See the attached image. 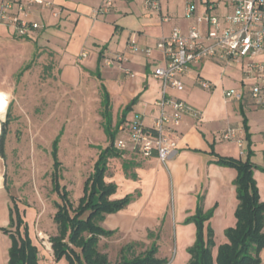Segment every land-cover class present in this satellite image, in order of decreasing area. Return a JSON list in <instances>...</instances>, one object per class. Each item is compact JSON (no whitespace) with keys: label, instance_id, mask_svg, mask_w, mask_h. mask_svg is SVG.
I'll use <instances>...</instances> for the list:
<instances>
[{"label":"crops","instance_id":"crops-1","mask_svg":"<svg viewBox=\"0 0 264 264\" xmlns=\"http://www.w3.org/2000/svg\"><path fill=\"white\" fill-rule=\"evenodd\" d=\"M46 1L51 2V6L31 5L29 18L40 27L31 29L23 39L14 41V36H20L12 25L0 26V65H7L12 59L8 54L11 47L15 45L21 51L17 56L20 65L15 71L0 68V104H3L0 135L2 123L9 122L10 100L17 85L15 78L31 66L29 52L23 49L29 48L31 40L37 38L50 52L55 62L53 73L59 76L65 89H76L81 80L97 76L99 72L100 89L101 84L106 87L110 103L119 102L118 114L134 101L131 110L141 109L143 112L135 115L142 114L145 124L152 125L158 115L155 101L161 97L162 87L161 81L154 76V69L163 64L164 58L157 49L148 57L144 48H155L174 28L183 33L188 31L192 21L185 20V0H160L158 10L149 9L146 0H111L112 6L107 11L98 10L107 0ZM132 41L138 47L135 51L129 47ZM120 54L124 59L117 61L116 56ZM26 59L29 61L25 63ZM107 59L115 60L108 65ZM230 63L205 59L182 76L183 91L169 90V96L185 100L201 116L185 114L175 127L178 149L167 167L155 153L131 149H118L119 156L109 159L105 179L117 185L112 198L134 197L124 209L108 214L102 222L106 229L113 231L112 236L101 239L105 243L102 250L109 258L112 246L120 251L121 246L137 243L138 252L145 251L153 243L160 247L158 240L164 234L174 237L177 250L187 251L195 242L197 228L195 223L185 220L195 213L198 204L204 211L213 209L212 217L205 224V233L209 225L215 237L222 234L223 241L225 229L236 223L238 199L234 180L237 170L216 163L219 156L249 158L256 165L254 178L264 200V108L254 105L248 96L242 101L224 97L225 89L243 84L249 87L254 82L253 79L244 80L242 64L239 75L230 72ZM200 78L210 81L212 87H201ZM113 92H116L115 97ZM241 111L247 118V128ZM3 114L4 119L1 118ZM127 121H130L128 113L117 120V131L122 133L119 139L127 138L121 130V125ZM229 130L233 134L230 139L224 136ZM108 144L107 140L103 148ZM6 178L5 145V156L0 153V227L9 228L14 205H18L27 222L28 209L21 208V202L13 199ZM11 244L10 234L0 229V264H9Z\"/></svg>","mask_w":264,"mask_h":264},{"label":"rangeland","instance_id":"rangeland-1","mask_svg":"<svg viewBox=\"0 0 264 264\" xmlns=\"http://www.w3.org/2000/svg\"><path fill=\"white\" fill-rule=\"evenodd\" d=\"M203 1H195L197 15L205 9ZM186 5L187 0L185 10ZM226 10L225 1L220 0L218 8L213 12L222 14ZM185 20L188 18L185 17ZM21 39L23 38L14 36V41ZM37 39L31 40L29 48L23 49V52H29L31 66L16 76V91L10 100L12 106L7 123L6 184L12 188L13 199L21 202V208L28 209L30 235L38 247L39 263L68 264L65 258L56 261L51 256L50 236L57 230L53 217L58 209L57 203L63 202L55 185L58 183L61 193L68 192V198L74 206L79 203L85 182L95 169L100 148L107 143V119H112L115 126L127 105L118 114L119 102L111 101L110 115H106L102 105L100 80L96 75L81 80L76 89H65L59 82V76L53 73L55 62L50 52ZM19 48L15 45L11 47L8 54L12 59L7 65L2 63L0 68L16 70L20 65L17 60L21 52ZM28 61L26 59L25 63ZM228 66L230 72L240 74L241 61H232ZM113 94L115 97L116 92ZM142 112L135 107L128 112V119L132 120L135 113ZM1 118L4 119V114ZM121 134L117 131L116 141ZM57 138L56 153L60 163L54 158V141ZM258 188L261 200L264 201L260 186ZM152 238L157 240L158 236ZM221 239L222 234H217L215 252L220 242L227 241L225 235L223 241ZM173 240V236H160L158 243L161 246H157V256L167 259L168 264H188V249L177 250ZM104 247L105 243L101 242V250ZM262 252L261 256L264 258V251ZM119 254L120 251H115L112 246L110 260L114 261Z\"/></svg>","mask_w":264,"mask_h":264},{"label":"trees","instance_id":"trees-1","mask_svg":"<svg viewBox=\"0 0 264 264\" xmlns=\"http://www.w3.org/2000/svg\"><path fill=\"white\" fill-rule=\"evenodd\" d=\"M99 60L101 61L102 57ZM97 76L100 77L99 72ZM101 91L105 114L110 115V95L103 84ZM133 103L134 101L127 105L122 117L131 110ZM241 113L247 128V118L244 111ZM107 120L105 131L109 144L105 148H100L95 169L85 182L79 203L74 206L68 198V192L61 193L58 183L55 185L63 202L57 203L58 209L53 217L57 224L56 232H52L50 236L53 257L56 261L65 258L68 264H168L167 259L157 256L155 244L139 252L135 248L137 243L127 244L121 248L114 261H111L109 255L100 248L102 237L113 234V231L102 225L105 217L124 209L134 199L132 195L113 199L117 185L105 179L109 159L120 154L114 145L117 123L113 126V120L109 118ZM6 137L7 122H4L0 135V153L3 157ZM57 143L58 138L54 141V158L60 163L56 153ZM215 162L237 170L234 180L238 199L236 223L225 229L227 241L221 243L215 252L216 241L211 226H207L205 233V224L212 217L213 209L204 211L198 204L195 213L185 220L187 223H195L197 228L195 242L188 248L190 254L188 264H264L261 256L264 250V201L261 200L254 178L256 165L249 158L242 160L224 156H219ZM0 229L9 233L12 240L9 264H40L38 247L33 243L28 222L23 218L17 204L12 209L9 228Z\"/></svg>","mask_w":264,"mask_h":264},{"label":"built area","instance_id":"built-area-1","mask_svg":"<svg viewBox=\"0 0 264 264\" xmlns=\"http://www.w3.org/2000/svg\"><path fill=\"white\" fill-rule=\"evenodd\" d=\"M196 0H187L185 16L191 19L189 29L183 33L174 28L171 35L161 38L156 47H146L144 52L152 57L155 49L163 54L164 62L154 69V76L161 83V97L155 101L158 115L153 124L148 126L142 114L123 123L121 130L127 138L116 141L120 150L131 149L145 154L155 153L158 160L167 167L168 161L178 149L175 127L185 114L200 117L201 113L181 98L168 95L170 89L184 90L182 76L193 65H199L205 59H215L226 64L241 61L244 80L253 79L249 86L228 88L224 91L226 99L242 101L250 97L254 105L264 108V0H224L227 10L215 14L220 0H205V9L196 14ZM149 9H160V0H146ZM33 4L51 6L46 0H1L0 26L10 24L20 37L27 36L31 29L40 27L38 22L29 18L30 7ZM112 1H105L99 11H107ZM131 50H137V44H129ZM86 56V52L83 54ZM124 55L116 56L122 61ZM115 59H107L110 65ZM201 87L210 89L212 83L200 78ZM225 138H232L229 130Z\"/></svg>","mask_w":264,"mask_h":264},{"label":"bare ground","instance_id":"bare-ground-1","mask_svg":"<svg viewBox=\"0 0 264 264\" xmlns=\"http://www.w3.org/2000/svg\"><path fill=\"white\" fill-rule=\"evenodd\" d=\"M2 100V96L0 95V101ZM6 102V101H5ZM3 104H0V107H2ZM5 106V105H4Z\"/></svg>","mask_w":264,"mask_h":264}]
</instances>
